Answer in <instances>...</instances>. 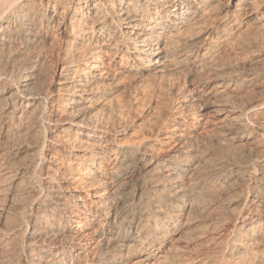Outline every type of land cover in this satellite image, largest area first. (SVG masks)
Returning <instances> with one entry per match:
<instances>
[{
  "label": "bare ground",
  "instance_id": "1",
  "mask_svg": "<svg viewBox=\"0 0 264 264\" xmlns=\"http://www.w3.org/2000/svg\"><path fill=\"white\" fill-rule=\"evenodd\" d=\"M0 264H264V0H0Z\"/></svg>",
  "mask_w": 264,
  "mask_h": 264
},
{
  "label": "rangeland",
  "instance_id": "2",
  "mask_svg": "<svg viewBox=\"0 0 264 264\" xmlns=\"http://www.w3.org/2000/svg\"><path fill=\"white\" fill-rule=\"evenodd\" d=\"M235 52V56L234 57H236V59H234V57L232 56L231 57V55H233V53ZM233 52V50H227V52H225L224 54V57H225V59H227L228 61H240L241 59H242V57H244V55H242V53L240 52V51H234ZM236 52H237V56H236ZM226 53L228 54V55H226ZM230 55V56H229ZM230 58H229V57ZM239 56V59H237V57ZM228 57V58H227ZM231 58H232V60H231ZM187 68V67H186ZM183 69V71L181 70V72L179 71V72H175V73H173L171 76H172V80L169 78L168 80L170 81H156V83H153L155 86H153V85H148L149 86V89H147L148 88V86H144V87H142V86H135V84H133L132 85V87L131 86H127V88H129V89H127L126 90V99H125V101H131V106H133L132 107V109H131V111H130V116L134 119L135 118V121H137V124H138V122L139 123H143V121L144 122H146L145 124H150L151 123V121L153 122V121H155V120H157V119H159L158 117H160L159 115H166L168 112L167 111H169V110H167V109H172V108H174L175 106H178V104H181V103H183V102H186L187 101V99H188V95L187 94H185L186 93V91L187 90H190L191 88H193L192 86H194L195 84H197V82H198V79H200V78H205L206 76H205V72L204 71H202V72H204L203 74L200 72L201 70H198L197 68H194V67H191V66H188V68L187 69ZM190 68V69H189ZM196 70V71H195ZM198 71V72H197ZM184 72V73H183ZM199 72H200V74H199ZM183 73V74H182ZM199 75H198V74ZM178 74V75H177ZM196 74V75H195ZM203 75L205 76V77H203ZM197 76H198V78H197ZM195 77V78H194ZM200 77V78H199ZM185 79V80H184ZM197 79V80H196ZM194 80V81H193ZM200 81V80H199ZM166 83V84H165ZM168 83V84H167ZM159 84V85H158ZM161 84H163V85H161ZM194 84V85H193ZM211 83H209L207 86L208 87H210L211 85H210ZM157 86V87H156ZM160 86H163V87H160ZM169 86V87H168ZM178 86H179V88H181V89H179L178 88ZM206 86V87H207ZM133 87H135L134 88V90L132 89L131 90V88H133ZM151 87V88H150ZM153 87V88H152ZM158 87H160V91H159V89H158ZM165 87V88H164ZM143 88L146 90H143ZM163 88V89H162ZM167 88H170V89H167ZM172 88V89H171ZM136 89V90H135ZM142 89V90H141ZM151 89V90H150ZM153 89V90H152ZM166 91H165V90ZM129 90V91H128ZM138 90V91H137ZM152 91V92H150V91ZM158 90V91H157ZM180 90V91H179ZM128 91V92H127ZM153 91H156V92H153ZM162 91V92H161ZM164 91V92H163ZM173 91V92H172ZM178 91V92H177ZM181 91L183 92L182 94H181ZM129 92L131 93V95H129L128 96V94H129ZM144 92V93H143ZM148 92V93H147ZM149 92L150 93H155V94H153V95H151V94H149ZM137 93V94H136ZM146 93H147V95L148 96H146ZM134 94H135V96H134ZM156 94H158L157 96H156ZM171 94V95H170ZM151 95V96H150ZM173 95V96H172ZM178 95V96H177ZM181 95H184V97L182 96L181 97ZM187 95V96H186ZM144 96V97H143ZM157 98H156V97ZM158 96H162L161 98L159 97L158 98ZM135 97H136V99H135ZM137 97H140L139 99H137ZM142 97V98H141ZM148 97H150V98H152V99H149ZM180 97V98H179ZM145 98V99H144ZM147 98V99H146ZM155 100H154V99ZM184 98H187V99H184ZM134 99L135 100H138V101H134ZM149 99V100H148ZM159 99V100H158ZM162 99V100H161ZM179 99V100H178ZM182 99V100H181ZM154 100V101H153ZM161 100V101H160ZM180 101V102H178V101ZM148 101V102H147ZM157 101V102H156ZM160 101V102H159ZM163 101V102H162ZM166 101V102H165ZM156 102V103H155ZM173 102V103H172ZM149 103V104H148ZM125 104V103H124ZM137 104V105H136ZM164 104H165V106H164ZM127 107H128V105L129 104H125ZM142 105H143V107H142ZM159 105V106H158ZM171 105V106H170ZM146 106V107H145ZM162 106V107H161ZM167 106V107H166ZM126 107V108H127ZM161 107V108H160ZM136 108H139V109H136ZM140 108H141V113H140ZM144 108V109H143ZM165 108V109H164ZM128 109V108H127ZM134 110H135V112L138 110V112H139V115L137 114V112L135 113L134 112ZM157 111V112H156ZM166 111V112H165ZM133 112H134V114H133ZM155 112V114L156 115H152V114H150V113H154ZM159 112H160V114H159ZM163 112H164V114H163ZM134 115V116H133ZM141 115V116H140ZM149 115V116H148ZM151 115L153 116V117H151ZM139 116V117H138ZM142 116H144V117H142ZM156 117V118H155ZM163 116H161L160 118H162ZM147 118V119H146ZM145 119V120H144ZM140 120H143V121H140ZM148 120H150V123L148 122ZM148 122V123H147ZM87 189H89V188H87ZM85 191V192H84ZM86 192H87V194H86ZM88 192H89V194H88ZM78 193V194H77ZM77 193H75V194H77V195H79V197H78V199L77 200H73V202H81V199H84V200H86V204H90V201L92 200V201H94V195L92 194V193H94V191L93 190H91V189H89V190H83V193H81V191L79 192H77ZM84 195V196H83ZM93 195V196H92ZM82 196V197H81ZM91 196H92V198H91ZM81 198V199H80ZM86 198V199H85ZM78 203V205H80Z\"/></svg>",
  "mask_w": 264,
  "mask_h": 264
}]
</instances>
